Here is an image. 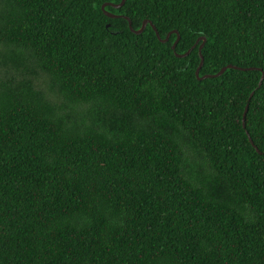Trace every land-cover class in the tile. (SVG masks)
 Returning <instances> with one entry per match:
<instances>
[{
    "label": "trees",
    "instance_id": "obj_1",
    "mask_svg": "<svg viewBox=\"0 0 264 264\" xmlns=\"http://www.w3.org/2000/svg\"><path fill=\"white\" fill-rule=\"evenodd\" d=\"M120 2L0 0V264H264V0Z\"/></svg>",
    "mask_w": 264,
    "mask_h": 264
},
{
    "label": "water",
    "instance_id": "obj_2",
    "mask_svg": "<svg viewBox=\"0 0 264 264\" xmlns=\"http://www.w3.org/2000/svg\"><path fill=\"white\" fill-rule=\"evenodd\" d=\"M125 2H126V0H121V2H120L119 4H114V7H116V8H121V7L125 4ZM107 4H108V3H106L105 5L102 6V9L106 12V14H107L109 17H112V18L123 17V18L127 19V20L129 21V27H130L131 31H133V32H135V33H141V32H143V31L145 30V28L147 27V25L150 24V25L152 26V28L154 29V31L156 32L157 37H158L162 42H167V41L170 39V35H171L173 32L178 34L177 31H173V32L169 33V34L166 36V38L162 39L161 36H160V33L158 32L157 27H156V26L153 24V22L150 21V20H144V22H143L141 28L138 29V30H135V29L133 28L132 21H131L127 16H125V15H116V14H113V13H111V12L106 11V10H105V7L107 6ZM107 26H110V25H107ZM179 39H180V35L178 34V37H177L176 41H175V42L173 43V45H172V48H173L174 50L176 49V46H177V44H178V42H179ZM203 39H204V41L202 42V44H201L200 47H199V55H200V57H201V62H200V65L198 66V68H197V70H196V76H197L199 79H205V78H209V77H217V76H220L221 74H223V72H224L227 68H232V67H233V68H239V69H240V67L233 66V65H228V66H226V67H223L218 73H216V74H214V75H204V76L200 77V76H199V75H200V70H201V68H202V66H203V64H204V57H203V55H202V49H203V46H204V44H205V40H206L205 38H203ZM200 40H201V38H199V39L197 40V42H196L195 45H197V44L199 43ZM195 45H194V47H195ZM191 50H192V49L188 50V51H187L186 53H184V54H178V53H176V55H177L178 57H185V56L189 55V53L191 52ZM244 70H245V68H244ZM263 78H264V74L262 75V78H261V81H260L259 86L262 84ZM252 95H253V93H252ZM248 109H249V105H247L246 110H245V115H244V119H243L244 126H245V119H246V114H247ZM253 144H254V143H253ZM257 150H258V148H257Z\"/></svg>",
    "mask_w": 264,
    "mask_h": 264
}]
</instances>
